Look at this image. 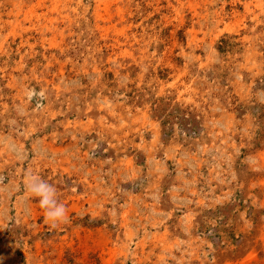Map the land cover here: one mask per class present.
<instances>
[{
    "label": "rangeland",
    "instance_id": "rangeland-1",
    "mask_svg": "<svg viewBox=\"0 0 264 264\" xmlns=\"http://www.w3.org/2000/svg\"><path fill=\"white\" fill-rule=\"evenodd\" d=\"M0 264H264V0H0Z\"/></svg>",
    "mask_w": 264,
    "mask_h": 264
},
{
    "label": "clouds",
    "instance_id": "clouds-1",
    "mask_svg": "<svg viewBox=\"0 0 264 264\" xmlns=\"http://www.w3.org/2000/svg\"><path fill=\"white\" fill-rule=\"evenodd\" d=\"M25 189L38 198L39 207L43 210L45 219L50 226L55 228L66 223L68 214L65 206L58 201L57 189L52 184L39 178L33 173H27L24 177Z\"/></svg>",
    "mask_w": 264,
    "mask_h": 264
}]
</instances>
